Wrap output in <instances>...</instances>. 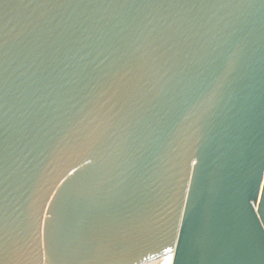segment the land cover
Masks as SVG:
<instances>
[{
    "label": "water",
    "instance_id": "95a60500",
    "mask_svg": "<svg viewBox=\"0 0 264 264\" xmlns=\"http://www.w3.org/2000/svg\"><path fill=\"white\" fill-rule=\"evenodd\" d=\"M0 33V213L22 252L6 264H43L46 236L70 231L131 255L171 241L175 264H264L258 10L3 0Z\"/></svg>",
    "mask_w": 264,
    "mask_h": 264
},
{
    "label": "snow or ice",
    "instance_id": "6c2138e0",
    "mask_svg": "<svg viewBox=\"0 0 264 264\" xmlns=\"http://www.w3.org/2000/svg\"><path fill=\"white\" fill-rule=\"evenodd\" d=\"M227 2L248 9H256L261 16H264V0H227ZM2 3L3 0H0V4ZM0 41H2V33H0ZM0 48H2V43H0ZM170 243L171 241H169ZM169 244L149 247L147 250L141 251L139 255L128 254L120 246H114L105 252L101 248L85 247L79 238L70 231L68 237L63 241H56L51 236H46L43 264H110L108 257L115 256L124 257L125 264H136V261H141L142 264V258H148L152 253L161 255L164 264H175V259L170 255L173 249ZM18 254H22L18 242L6 232L2 213H0V264H6L10 256Z\"/></svg>",
    "mask_w": 264,
    "mask_h": 264
}]
</instances>
